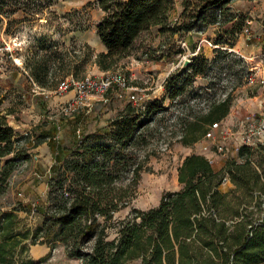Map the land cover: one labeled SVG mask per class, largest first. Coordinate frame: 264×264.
<instances>
[{
	"label": "rangeland",
	"instance_id": "1",
	"mask_svg": "<svg viewBox=\"0 0 264 264\" xmlns=\"http://www.w3.org/2000/svg\"><path fill=\"white\" fill-rule=\"evenodd\" d=\"M187 1L188 7L185 0H174L172 24L185 19L186 8L188 16L193 13L198 1ZM0 7V115L14 129L15 149L20 151L14 162L9 161L13 154L0 157V212L17 210L20 233H32L42 225L48 182L69 149L87 133H107L128 104L143 110L158 103L162 110L143 128L133 148L141 177L135 198L116 215L118 220L133 208L157 206L164 192L177 190L178 170L187 156L207 154L218 166L235 158L246 130L259 127L264 119V85L247 81L250 67L264 53V0H234L228 19L205 31L161 34L158 28L151 29L132 55L111 70L125 74L144 100L135 105L113 91L73 108L74 93H58L71 67H77L75 79L103 75L92 57L105 49L96 30L104 15L100 0H2ZM251 55L256 59L246 60ZM194 58L207 59L206 74L196 77L184 95L169 99L167 79L183 69L185 60ZM226 99L230 113L218 122L215 138L208 139L212 124L203 119ZM198 135L196 143H183ZM41 139L45 142L36 146ZM6 168H13L12 173ZM230 188L225 181L223 189ZM48 253V246L37 244L28 254L38 260ZM44 264L80 261L58 244Z\"/></svg>",
	"mask_w": 264,
	"mask_h": 264
},
{
	"label": "trees",
	"instance_id": "2",
	"mask_svg": "<svg viewBox=\"0 0 264 264\" xmlns=\"http://www.w3.org/2000/svg\"><path fill=\"white\" fill-rule=\"evenodd\" d=\"M197 1L193 13L188 16L186 8L185 19L172 24L174 0H100L104 15L96 30L105 51L92 55L95 64L103 72L113 70L153 28L177 34L220 25L228 19L234 0ZM207 70V59L191 60L167 79V97L184 95ZM230 108L229 99L220 102L203 122L224 120ZM161 110L158 103L143 110L128 104L107 133H87L69 149L48 182L42 225L32 233L18 232L17 210L0 212V264H44L58 244L81 264H128L139 259L143 264H264V143L240 147L235 158L220 166L201 154L187 156L178 170L180 191L164 192L156 207L133 208L126 218H116L135 198L141 177L133 148ZM15 137L0 115V157L13 154L10 162L20 157ZM200 138L183 143L189 146ZM44 142L41 139L36 146ZM6 170L11 174L13 168ZM225 181L231 185L228 190L223 189ZM37 244L50 249L38 260L28 254Z\"/></svg>",
	"mask_w": 264,
	"mask_h": 264
},
{
	"label": "built area",
	"instance_id": "3",
	"mask_svg": "<svg viewBox=\"0 0 264 264\" xmlns=\"http://www.w3.org/2000/svg\"><path fill=\"white\" fill-rule=\"evenodd\" d=\"M258 57H260L259 60L250 67L247 81L250 84L264 85V53L258 55ZM254 59H256V56L251 55L246 60L252 61ZM136 90L129 86L125 74L109 71L97 78L90 76L81 79L67 78L59 86L58 93H74L75 97L71 104V108H73L84 105L85 100L90 97H103L113 91H115L118 98L123 99L126 97L131 103L137 105L144 100V97H140ZM220 125V123H213L205 137L214 139ZM245 133L246 135L242 138V146L255 148L257 145L264 143V119L259 127H249ZM220 150L223 151L224 147L222 146Z\"/></svg>",
	"mask_w": 264,
	"mask_h": 264
},
{
	"label": "crops",
	"instance_id": "4",
	"mask_svg": "<svg viewBox=\"0 0 264 264\" xmlns=\"http://www.w3.org/2000/svg\"><path fill=\"white\" fill-rule=\"evenodd\" d=\"M103 51H105V49L103 50ZM102 51V52H103ZM93 63H94V65L95 66H97L96 64H95V57H93ZM76 69V67H71V69L67 72V77L69 76V77H74V75H76L77 74V71L75 70ZM103 72V71H102ZM105 72H103V74H104ZM68 77V78H69ZM70 95H73V93L71 92V94ZM199 154V153H198ZM201 155H204L206 158H208L209 160L211 159V157L209 156V155H207V154H201ZM184 161V160H183ZM182 165V164H181ZM181 167V166H180ZM179 167V168H180ZM179 182V181H178ZM182 189V185L179 183V187H178V189L177 190H175V191H171V192H178V191H180ZM160 203V202H159ZM159 205V204H158ZM157 205V206H158ZM156 207V206H155ZM141 262H142V260L141 259H139ZM79 261V260H78ZM137 261V260H136ZM143 263V262H142ZM80 264H81V262H80Z\"/></svg>",
	"mask_w": 264,
	"mask_h": 264
},
{
	"label": "water",
	"instance_id": "5",
	"mask_svg": "<svg viewBox=\"0 0 264 264\" xmlns=\"http://www.w3.org/2000/svg\"><path fill=\"white\" fill-rule=\"evenodd\" d=\"M190 63H191L190 60H185L183 68H186Z\"/></svg>",
	"mask_w": 264,
	"mask_h": 264
}]
</instances>
